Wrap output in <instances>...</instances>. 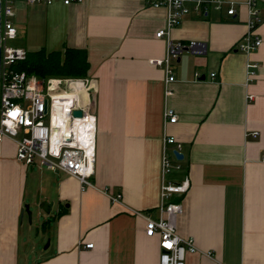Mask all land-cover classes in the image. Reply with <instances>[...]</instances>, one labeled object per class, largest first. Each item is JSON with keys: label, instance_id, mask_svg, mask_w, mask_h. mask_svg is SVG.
Here are the masks:
<instances>
[{"label": "crops", "instance_id": "crops-1", "mask_svg": "<svg viewBox=\"0 0 264 264\" xmlns=\"http://www.w3.org/2000/svg\"><path fill=\"white\" fill-rule=\"evenodd\" d=\"M234 1L232 15L227 6L202 14L186 2L189 11L170 36L199 44L171 60L168 96L164 67L150 62L166 55V36L155 35L166 27L165 7L152 0L15 2L16 45L86 50L96 152L92 186L82 188L70 174L18 161L15 141H0V264H29L25 204L43 219L47 241L32 264H159V240L146 235L145 222L159 216L162 180L186 177L188 191L173 195L183 207L176 228L198 250L185 264H264V0L254 2L260 21L253 34L262 42L248 52L239 44L250 7ZM166 107L176 122L164 121ZM164 134L180 143L182 158ZM164 147L172 165L165 176Z\"/></svg>", "mask_w": 264, "mask_h": 264}, {"label": "built area", "instance_id": "built-area-1", "mask_svg": "<svg viewBox=\"0 0 264 264\" xmlns=\"http://www.w3.org/2000/svg\"><path fill=\"white\" fill-rule=\"evenodd\" d=\"M19 0H0V141L12 139L16 144V159L31 165L39 163L52 171H62L76 177L81 187L92 186L90 180L94 174L96 152L97 117L94 110V93L96 87L92 79L49 76L39 78L17 71L12 65L25 59L27 50L11 42L17 37L14 24V4ZM26 3L52 4L55 0H23ZM80 0H62L70 4ZM187 1L195 3V10L205 14L210 8L221 9L227 6V14L236 13L234 0H152V5L167 9L166 27L156 32V37L166 36V55L160 59H151L153 65L165 69V94L172 93L171 83L174 73L172 59H178L186 48L193 49L199 43L188 44L174 40L171 29L188 13ZM255 0H247L250 7L249 32L239 44L245 52L256 49L262 40L253 34L260 21L259 9ZM252 66V65H250ZM215 73H211L214 77ZM86 101L83 102V94ZM67 99L68 102L62 100ZM79 109L82 114L76 117L73 110ZM178 115L171 107L164 111V121L176 122ZM253 136L257 135L254 131ZM164 144H173L175 151L180 152L181 145L172 135L164 134ZM170 159L163 148L161 171L165 176L171 171ZM189 188L186 177L181 181L162 180L160 185L159 216L147 217L145 233L157 236L159 240V264H185L187 253L198 249L192 238H184L177 232L176 221L182 213V203L173 195H184ZM120 195L112 197L118 200ZM93 243H84L83 247L91 248Z\"/></svg>", "mask_w": 264, "mask_h": 264}, {"label": "trees", "instance_id": "trees-1", "mask_svg": "<svg viewBox=\"0 0 264 264\" xmlns=\"http://www.w3.org/2000/svg\"><path fill=\"white\" fill-rule=\"evenodd\" d=\"M12 68L39 78L49 76L85 78L88 75L90 63L85 49L66 47L62 51L47 52L41 48L36 51H27L25 59L14 63Z\"/></svg>", "mask_w": 264, "mask_h": 264}, {"label": "rangeland", "instance_id": "rangeland-1", "mask_svg": "<svg viewBox=\"0 0 264 264\" xmlns=\"http://www.w3.org/2000/svg\"><path fill=\"white\" fill-rule=\"evenodd\" d=\"M21 35H18L17 42L21 39ZM11 44L16 45V41L11 42ZM30 223V224H29ZM43 223V219H38V216L34 212H32L31 222L29 221L28 217L24 220L25 225V232L27 235H25L26 242L27 239L29 240L27 244V258L29 260V264H32L35 262L37 258H39V254L43 251L44 246L46 245L47 241L43 242L42 238V228H40ZM29 224V225H28ZM29 226V231L28 230ZM25 248V247H24Z\"/></svg>", "mask_w": 264, "mask_h": 264}, {"label": "water", "instance_id": "water-1", "mask_svg": "<svg viewBox=\"0 0 264 264\" xmlns=\"http://www.w3.org/2000/svg\"><path fill=\"white\" fill-rule=\"evenodd\" d=\"M0 22H1V16H0ZM1 52V51H0ZM72 114L76 117H80L82 112L81 110L79 109H75L73 110ZM175 155L178 157V158H182V154L178 151H175ZM39 208L45 210V211H48V209L50 208V203H40L39 204ZM23 212H26L27 213V216H28V219L29 221H31V217H32V211L29 209V205L28 204H25L24 207H23Z\"/></svg>", "mask_w": 264, "mask_h": 264}, {"label": "bare ground", "instance_id": "bare-ground-1", "mask_svg": "<svg viewBox=\"0 0 264 264\" xmlns=\"http://www.w3.org/2000/svg\"><path fill=\"white\" fill-rule=\"evenodd\" d=\"M85 96H86V93L84 92V97H85ZM83 99H84V98H83ZM62 101H64L65 103L68 102L67 99H64V100H62Z\"/></svg>", "mask_w": 264, "mask_h": 264}]
</instances>
